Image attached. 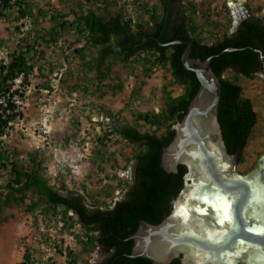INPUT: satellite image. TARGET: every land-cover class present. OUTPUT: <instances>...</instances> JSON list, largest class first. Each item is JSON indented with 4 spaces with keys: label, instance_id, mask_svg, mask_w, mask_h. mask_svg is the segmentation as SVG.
<instances>
[{
    "label": "rangeland",
    "instance_id": "rangeland-1",
    "mask_svg": "<svg viewBox=\"0 0 264 264\" xmlns=\"http://www.w3.org/2000/svg\"><path fill=\"white\" fill-rule=\"evenodd\" d=\"M21 1L29 10L27 17L20 16L18 5L0 9V64L22 53L32 67L21 92L24 112L0 132V264H70L72 258L77 264H93L104 257L103 253L87 243L86 230L73 211L65 212L63 207L47 211L45 204L30 210L36 198L33 192L18 202L8 189L9 183L16 174L38 165L51 187L83 195L88 206L112 208L125 194L129 169L144 149L141 143L115 133L106 117L142 132L151 131L152 124L139 115L161 113L167 96H180L184 87L175 82L168 62L147 74L151 63L146 58L154 59L152 52L140 53L129 61L109 57L104 67L107 76L100 79L91 68L99 47L85 41L76 20L90 9L105 14L121 12L138 28L151 22L154 9L161 18L158 0ZM182 1L198 28L192 35L205 43L220 41L232 27L229 4L235 0ZM247 2L253 13L264 19V0ZM261 72L252 78L233 69L223 74L241 85L257 113L243 160L239 162L238 157L241 174L253 170L264 153ZM171 123L164 121L157 134L164 133Z\"/></svg>",
    "mask_w": 264,
    "mask_h": 264
},
{
    "label": "trees",
    "instance_id": "trees-1",
    "mask_svg": "<svg viewBox=\"0 0 264 264\" xmlns=\"http://www.w3.org/2000/svg\"><path fill=\"white\" fill-rule=\"evenodd\" d=\"M158 1L162 8L161 18H157L154 9L151 13V22L139 24L138 28L132 26L131 19L123 18L121 12L105 14L90 9L76 18L81 31L85 33V41L93 47H99L91 68L96 69L100 79L107 76L104 67L109 57L115 56L129 61L140 53L152 52L155 58H146V62L151 63V67L146 68L147 74H150L152 68L168 62L175 82L184 87V92L180 96H167L165 110L161 113L139 115V119L152 124L151 131L142 132L130 125H124L123 130L114 127L115 133L132 143H141L144 149L135 158L136 180L134 185L129 187L125 199L113 210L91 209L83 195L70 193L69 196H64L60 189L51 187L38 165L16 174L8 185L10 193L18 202H23L28 192H33L36 198L28 207L30 210L41 204L47 206V211L58 207H63L65 212L75 210L86 230L87 243L93 246L101 244L107 249L106 257L97 264H154L145 257H131L134 240L130 236L137 231L141 219L152 224L160 223L170 213L171 201L183 186L187 168L179 165L177 173L167 172L162 166V155L164 148L174 138L173 126L187 113L191 100L200 88V82L197 75L187 70L182 61L187 45L177 43L165 46L164 43L175 40L189 41L193 44L191 54L193 58L205 60L214 56L212 68L222 84L219 121L229 153L235 154L240 150L239 162L243 160V151L257 123V113L251 99L243 95L241 85L225 79L223 74L228 69H233L246 77L254 76L261 63L257 49L264 53L262 17L253 15L244 20L234 34H227L220 41L208 44L200 36L192 35L198 28L193 25L188 16V7L182 0ZM15 5L19 6L22 18L29 15V10L23 8L21 0L0 1L1 10L13 8ZM51 35L55 41L57 37L54 31ZM230 47L240 49L226 51ZM31 68L25 54H15L8 64L0 66L1 84L22 73L27 80ZM164 121L172 123L164 133L157 134ZM0 122L2 130H5L6 121ZM93 232L98 233L94 235ZM70 264H77V260L72 258ZM170 264L182 263L176 258Z\"/></svg>",
    "mask_w": 264,
    "mask_h": 264
},
{
    "label": "water",
    "instance_id": "water-1",
    "mask_svg": "<svg viewBox=\"0 0 264 264\" xmlns=\"http://www.w3.org/2000/svg\"><path fill=\"white\" fill-rule=\"evenodd\" d=\"M237 5L245 11L240 14L233 6L232 33L253 14L246 0ZM177 43L187 45L182 61L197 75L200 88L173 127L175 135L163 150L162 166L177 173L184 165L187 172L170 213L158 224L140 220L130 236L134 240L131 257H145L154 264H170L176 258L182 264H264V234L258 231L264 225V153L253 170L238 172L240 150L229 153L219 121L222 84L212 68L214 56L193 58L189 41L164 45ZM257 51L264 61L263 51ZM259 75L264 76V69ZM106 121L114 123L109 116ZM228 201L231 209L226 211Z\"/></svg>",
    "mask_w": 264,
    "mask_h": 264
},
{
    "label": "built area",
    "instance_id": "built-area-1",
    "mask_svg": "<svg viewBox=\"0 0 264 264\" xmlns=\"http://www.w3.org/2000/svg\"><path fill=\"white\" fill-rule=\"evenodd\" d=\"M24 73L2 83L0 78V120L6 121L5 129L12 126L21 117L25 109V102L21 96L24 88ZM2 130L0 122V132Z\"/></svg>",
    "mask_w": 264,
    "mask_h": 264
},
{
    "label": "flooded vegetation",
    "instance_id": "flooded-vegetation-1",
    "mask_svg": "<svg viewBox=\"0 0 264 264\" xmlns=\"http://www.w3.org/2000/svg\"><path fill=\"white\" fill-rule=\"evenodd\" d=\"M239 1L240 0H235V2L234 3H239ZM229 8H230V13H231V15H232V11H233V4L231 3V4H229ZM239 7L237 6V7H234V9L236 10V9H238ZM240 9V14L242 13V12H244L245 10H244V8L242 9L241 7L239 8ZM252 10V9H251ZM253 15H255L254 13L252 14V15H250V16H248L247 18H245L244 20H246V19H248L249 17H251V16H253ZM232 18H233V15H232ZM263 19V18H262ZM243 20V21H244ZM264 20V19H263ZM242 21V22H243ZM232 28V27H231ZM231 28H230V30H229V32L227 33V34H234V33H232L231 32ZM238 30V29H237ZM227 34H225V35H227ZM225 35H224V37H225ZM223 39V38H222ZM260 69H264V61H262L261 60V63L259 64V66L257 67V71L255 72V73H257L258 72V70H260ZM255 73H254V75H255ZM113 119V122L114 123H112L111 122V126H112V129H113V131H114V127H118L119 128V130H123V128H124V124H122V123H119V121L118 120H116V119H114V118H112ZM135 180H136V160H135V163H134V165L133 166H131V168L129 169V172H128V176H127V179H126V191H125V194L123 195V197H122V199L121 200H118V201H116V203L114 204V206L112 207V208H108L109 210H113V209H115L116 208V206L117 205H119V203H121L124 199H125V197L127 196V194L129 193V187L131 186V185H134V183H135ZM64 196H69L70 195V193L71 192H65V193H63V192H61ZM88 207H90L91 209H97V208H94V207H92V206H88ZM99 209H102V208H99ZM102 210H106V209H102ZM69 211H73V210H69ZM75 211V210H74ZM77 216V215H76ZM96 233H98V232H96ZM96 246H98L100 249H101V251H102V253H103V258L101 259V260H97L96 262H94L93 264H97V263H100V262H102L103 261V259L106 257V254H107V249H106V247L105 246H103V245H101V244H96Z\"/></svg>",
    "mask_w": 264,
    "mask_h": 264
},
{
    "label": "snow or ice",
    "instance_id": "snow-or-ice-1",
    "mask_svg": "<svg viewBox=\"0 0 264 264\" xmlns=\"http://www.w3.org/2000/svg\"><path fill=\"white\" fill-rule=\"evenodd\" d=\"M262 187H264V184L261 185ZM231 209V202L228 201L226 204V211ZM253 229H250V231ZM260 234H264V225H262L259 229H258Z\"/></svg>",
    "mask_w": 264,
    "mask_h": 264
},
{
    "label": "bare ground",
    "instance_id": "bare-ground-1",
    "mask_svg": "<svg viewBox=\"0 0 264 264\" xmlns=\"http://www.w3.org/2000/svg\"><path fill=\"white\" fill-rule=\"evenodd\" d=\"M232 4H233V6H234V7H237V6H238V5H237V4H235L234 2H232ZM238 7L240 8V6H238ZM239 8H238V9H236V12H239V13H240V9H239ZM241 8H242V6H241ZM238 10H239V11H238ZM236 14L238 15V13H236Z\"/></svg>",
    "mask_w": 264,
    "mask_h": 264
},
{
    "label": "clouds",
    "instance_id": "clouds-1",
    "mask_svg": "<svg viewBox=\"0 0 264 264\" xmlns=\"http://www.w3.org/2000/svg\"><path fill=\"white\" fill-rule=\"evenodd\" d=\"M9 62H10V61H9ZM9 62H8V63H9ZM8 63H6V62H1L0 66H1V65H4V64H8ZM22 74H23V73H22ZM20 75H21V74H20ZM20 75H19V76H20ZM16 77H17V76H16ZM24 83H25V78H24V81H23V85H24Z\"/></svg>",
    "mask_w": 264,
    "mask_h": 264
},
{
    "label": "crops",
    "instance_id": "crops-1",
    "mask_svg": "<svg viewBox=\"0 0 264 264\" xmlns=\"http://www.w3.org/2000/svg\"><path fill=\"white\" fill-rule=\"evenodd\" d=\"M247 1V0H246ZM248 3V2H247Z\"/></svg>",
    "mask_w": 264,
    "mask_h": 264
}]
</instances>
